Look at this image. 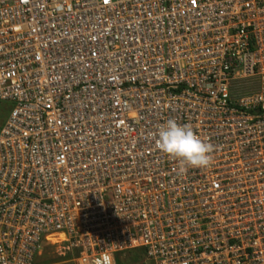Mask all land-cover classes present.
Returning a JSON list of instances; mask_svg holds the SVG:
<instances>
[{"label": "built area", "instance_id": "obj_1", "mask_svg": "<svg viewBox=\"0 0 264 264\" xmlns=\"http://www.w3.org/2000/svg\"><path fill=\"white\" fill-rule=\"evenodd\" d=\"M168 119L210 167L178 174ZM133 250L264 264V0H0V264Z\"/></svg>", "mask_w": 264, "mask_h": 264}, {"label": "clouds", "instance_id": "obj_2", "mask_svg": "<svg viewBox=\"0 0 264 264\" xmlns=\"http://www.w3.org/2000/svg\"><path fill=\"white\" fill-rule=\"evenodd\" d=\"M151 135L159 151L179 161L178 174L184 173L189 167L211 166L212 146L195 134L190 125H181L174 119H168Z\"/></svg>", "mask_w": 264, "mask_h": 264}, {"label": "trees", "instance_id": "obj_3", "mask_svg": "<svg viewBox=\"0 0 264 264\" xmlns=\"http://www.w3.org/2000/svg\"><path fill=\"white\" fill-rule=\"evenodd\" d=\"M126 256H128L132 260L131 263L134 262V264L145 258L144 251H142V250L130 251ZM116 264H127V263H126L125 259L122 256H120L117 258Z\"/></svg>", "mask_w": 264, "mask_h": 264}, {"label": "rangeland", "instance_id": "obj_4", "mask_svg": "<svg viewBox=\"0 0 264 264\" xmlns=\"http://www.w3.org/2000/svg\"><path fill=\"white\" fill-rule=\"evenodd\" d=\"M56 249V248H55ZM55 249H53L52 250V252L51 253H53L54 255H52V258H53V260H54V262L55 261H57V262H61L62 260L61 259H63V257H61V256H58V253H57V250H55ZM51 251V250H50ZM49 252V251H48ZM124 259H125V261H126V263L127 264H134V262L133 263H131V259L128 257V256H122ZM61 260V261H60ZM56 263V262H55ZM135 264H149L145 259H143V260H140V261H138L137 263H135Z\"/></svg>", "mask_w": 264, "mask_h": 264}]
</instances>
